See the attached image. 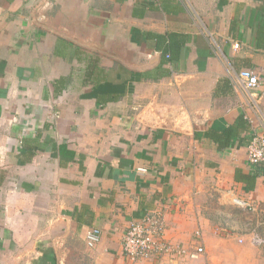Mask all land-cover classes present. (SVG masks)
I'll return each mask as SVG.
<instances>
[{
  "label": "crops",
  "instance_id": "obj_1",
  "mask_svg": "<svg viewBox=\"0 0 264 264\" xmlns=\"http://www.w3.org/2000/svg\"><path fill=\"white\" fill-rule=\"evenodd\" d=\"M173 33L184 44L165 63L154 37ZM238 117L246 129L214 141ZM255 133L264 0H0V264H264L224 238L230 209L264 223ZM159 209L173 251L131 262L128 225Z\"/></svg>",
  "mask_w": 264,
  "mask_h": 264
},
{
  "label": "built area",
  "instance_id": "obj_2",
  "mask_svg": "<svg viewBox=\"0 0 264 264\" xmlns=\"http://www.w3.org/2000/svg\"><path fill=\"white\" fill-rule=\"evenodd\" d=\"M46 3L49 4V2ZM234 47L237 48L238 45L235 44ZM239 81L243 88L250 93L251 98L256 100V91L260 86L259 76L253 71L244 69L239 73ZM246 159L249 164L254 166L264 164V134H253L246 149ZM164 231L163 212L160 209L142 220L131 222L121 240L123 253L131 262H139L154 255L173 251L172 247L163 242ZM100 239L101 231L98 228H91L85 236L86 247L88 249L95 248ZM249 242L252 245L262 246L264 245V237L253 233L249 235ZM178 252L184 253L182 250H178ZM204 253V248L198 246L188 256L195 260L199 256H203Z\"/></svg>",
  "mask_w": 264,
  "mask_h": 264
},
{
  "label": "trees",
  "instance_id": "obj_3",
  "mask_svg": "<svg viewBox=\"0 0 264 264\" xmlns=\"http://www.w3.org/2000/svg\"><path fill=\"white\" fill-rule=\"evenodd\" d=\"M157 41L156 43V49L162 54L163 61L165 63L171 62L173 60H177L179 57L180 49L184 44V40L179 37L176 34H168L165 37L161 36H155L154 37ZM246 122L243 120V117H238L236 122L233 124L232 128L226 130L222 134H214V136H211L214 141H218V139H224L227 141L230 138V135L236 134V129H246ZM218 138V139H215ZM58 154L61 161L68 162L71 161L74 158V152L68 150L67 145L65 143H62L58 147ZM260 166L264 167V164H261ZM255 176H236L237 180H240L242 183L246 184L247 189L254 188L255 184Z\"/></svg>",
  "mask_w": 264,
  "mask_h": 264
},
{
  "label": "rangeland",
  "instance_id": "obj_4",
  "mask_svg": "<svg viewBox=\"0 0 264 264\" xmlns=\"http://www.w3.org/2000/svg\"><path fill=\"white\" fill-rule=\"evenodd\" d=\"M230 212L233 213V217L228 219V222H230L231 227L230 232H227L224 234L225 238V249L229 250L232 248H242L245 250H253L252 253H255L256 258L259 260H264V246L259 245H251L247 242H239L238 239L240 237L245 238V234L249 232H254L259 234L261 237H264V223L260 221V218L257 219V217L253 216V213H247L245 216H243L242 212L236 210V209H230ZM259 212V211H258ZM259 217H261V214L258 213ZM232 229V231H231ZM242 235V236H241ZM249 235V234H248ZM250 250V251H251ZM252 258H254L252 256Z\"/></svg>",
  "mask_w": 264,
  "mask_h": 264
}]
</instances>
